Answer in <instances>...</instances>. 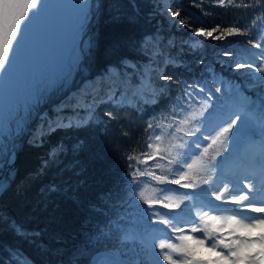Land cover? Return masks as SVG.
<instances>
[{"label":"trees","instance_id":"obj_1","mask_svg":"<svg viewBox=\"0 0 264 264\" xmlns=\"http://www.w3.org/2000/svg\"><path fill=\"white\" fill-rule=\"evenodd\" d=\"M152 2L88 0L72 81L38 110L109 66L144 65ZM169 8L210 38L184 44L156 101L137 110L104 100L40 144L18 135L16 177L0 191V264H90L102 251L139 264H243L241 247L232 260L221 250L223 222L199 194L231 200L221 175L264 150V0Z\"/></svg>","mask_w":264,"mask_h":264},{"label":"rangeland","instance_id":"obj_2","mask_svg":"<svg viewBox=\"0 0 264 264\" xmlns=\"http://www.w3.org/2000/svg\"><path fill=\"white\" fill-rule=\"evenodd\" d=\"M171 1L152 2L157 19L153 24L155 32L141 39L147 54L144 65L133 67L132 64H127L129 69L127 65L121 68L109 66L107 71L94 73L95 77L101 72L111 77L109 82L116 91L114 94L119 92L116 95L117 100L124 99L130 93L131 96L138 95L133 104L125 103L137 110L143 109L149 97L150 101H153L157 94L166 91L167 81L160 73L164 72L169 64L178 66L183 62L184 44H201L210 38L203 30H193L183 24L178 13L169 8ZM87 7L88 0H0V174L6 172V167L14 160L17 145H20L18 135L22 131L27 130L29 141L43 143L54 128L48 127L52 123L50 114L64 103L67 102V109L73 114L81 110L84 116L89 115L97 103L104 101L99 98L83 102L85 99L80 100L78 94L74 97L79 84L71 89V92L63 94L57 103L38 110V106L43 100L45 102V97L53 88H57L61 83L62 92L72 81L80 53V29ZM168 21L170 24L166 25ZM163 47H170L171 52L176 54L172 57L166 56V52H161ZM161 59L165 60L158 68L162 64L158 62ZM114 69H118L117 75ZM134 87L137 88L135 94ZM143 95L148 100L144 103L141 102ZM34 118V122H30ZM57 148L53 145L46 157L50 158L51 152ZM241 168L236 170L235 176L242 180L249 191L241 189L236 209L245 210L244 213L237 212L242 218L241 231L243 229L247 237H252L256 230L264 232V154L251 162L247 173H242ZM234 192L239 194L238 190ZM222 220L229 223L228 227H237L236 219L224 217ZM94 264H137V261H126L119 256H102Z\"/></svg>","mask_w":264,"mask_h":264},{"label":"bare ground","instance_id":"obj_3","mask_svg":"<svg viewBox=\"0 0 264 264\" xmlns=\"http://www.w3.org/2000/svg\"><path fill=\"white\" fill-rule=\"evenodd\" d=\"M167 24H170L169 23V21L168 22H166V25ZM165 33V32H164ZM169 33H171L172 34V32H169ZM178 40V39H177ZM178 41H181L180 39L178 40ZM156 44V43H155ZM153 46V45H152ZM154 47V46H153ZM158 47V46H157ZM171 48L170 47H163L162 49H161V52L162 53H164L165 54V52H166V56H170V57H172V56H174L176 53H172L171 51L172 50H170ZM154 51V50H153ZM171 52V53H170ZM160 57V56H159ZM158 62H162L161 60H159ZM124 67H126V66H124ZM134 69V68H133ZM106 70V69H105ZM162 70V69H161ZM107 71V70H106ZM139 72V71H138ZM140 74V73H139ZM148 75V74H147ZM145 77V76H144ZM149 77V76H148ZM124 78H126V76L124 77ZM118 79V78H117ZM116 81V80H115ZM134 86V85H133ZM143 87V86H142ZM139 89V88H138ZM132 92V91H131ZM144 92V91H143ZM128 93V92H127ZM129 94V93H128ZM139 97V96H138ZM158 99V98H157ZM105 100V99H104ZM114 100H115V98H114ZM101 101V100H100ZM127 102H129V103H132L133 102V99H132V97H130V98H128L127 100H126ZM106 104V103H105ZM80 105V104H79ZM61 108V107H60ZM128 108V107H127ZM62 109V108H61ZM54 116V115H53ZM44 121V120H43ZM73 127V126H72ZM71 127V128H72ZM15 177H16V175H15ZM15 177H14V179H15ZM102 256H109V257H113V258H115V257H117V255L116 254H110V253H102V254H100V255H98V256H96L97 258L95 259V261L93 260V263L92 264H94L96 261H98V258H100V257H102ZM127 261V260H126ZM70 264V263H69ZM80 264V263H79Z\"/></svg>","mask_w":264,"mask_h":264},{"label":"water","instance_id":"obj_4","mask_svg":"<svg viewBox=\"0 0 264 264\" xmlns=\"http://www.w3.org/2000/svg\"><path fill=\"white\" fill-rule=\"evenodd\" d=\"M15 162L8 166L7 175L0 179V190H5L10 187L15 177Z\"/></svg>","mask_w":264,"mask_h":264},{"label":"flooded vegetation","instance_id":"obj_5","mask_svg":"<svg viewBox=\"0 0 264 264\" xmlns=\"http://www.w3.org/2000/svg\"><path fill=\"white\" fill-rule=\"evenodd\" d=\"M0 176H2V177H3V175H2V174H0Z\"/></svg>","mask_w":264,"mask_h":264}]
</instances>
